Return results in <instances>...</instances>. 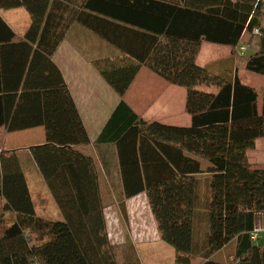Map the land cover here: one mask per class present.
<instances>
[{"label": "trees", "instance_id": "16d2710c", "mask_svg": "<svg viewBox=\"0 0 264 264\" xmlns=\"http://www.w3.org/2000/svg\"><path fill=\"white\" fill-rule=\"evenodd\" d=\"M17 8L31 25L20 39L0 16V54H27L22 68L0 63V142L1 129L45 127L46 142L29 150L63 219L38 216L18 150L0 143V264H142L131 242L110 240L90 137L51 60L74 23L121 53L95 63L120 98L143 67L187 90L190 125L144 120L122 100L99 136L117 148L122 210L145 193L176 264H225L212 256L233 243L230 264H264V240L252 239L264 167L247 157L264 138V87L260 105L238 75L197 62L205 43L234 57L247 45L245 70L264 77V0H0Z\"/></svg>", "mask_w": 264, "mask_h": 264}, {"label": "crops", "instance_id": "0c3cea01", "mask_svg": "<svg viewBox=\"0 0 264 264\" xmlns=\"http://www.w3.org/2000/svg\"><path fill=\"white\" fill-rule=\"evenodd\" d=\"M7 11L9 12L6 13ZM0 16L20 39L25 36L31 25V16L25 8L0 10ZM220 47V45L205 43L197 62L203 55V49L211 55ZM26 56L27 54L22 48L8 50L0 54V63H9L14 67L22 68L23 63L26 62ZM120 56L121 53L116 48L82 25L74 23L51 58L60 69L89 134L90 145L86 149V153L94 159L98 167L101 194L105 203V216L107 197L121 195L123 185L116 145L100 144L97 143V140L120 101L126 102L137 115L147 121H156L172 126H188L191 123V118L186 111L187 90L170 83L165 85L166 83L162 81L164 79L146 67L140 70L123 98L112 93L114 91H110V86L95 67V63ZM210 63L204 60L202 67H207ZM3 83L2 80L0 87L6 86ZM1 130L5 133L1 141V148L18 150L31 194L34 196L43 191L47 195H51L29 150L33 146L43 145L46 142L45 127L12 134L5 129ZM115 201L117 203V200ZM143 203L149 205L145 193L126 202L128 209L139 208ZM56 212V220L63 219L58 206ZM262 239L264 240V238ZM226 248L212 256V260L230 264L233 254L223 255ZM202 262L200 258H197L194 264H202Z\"/></svg>", "mask_w": 264, "mask_h": 264}, {"label": "rangeland", "instance_id": "374dc122", "mask_svg": "<svg viewBox=\"0 0 264 264\" xmlns=\"http://www.w3.org/2000/svg\"><path fill=\"white\" fill-rule=\"evenodd\" d=\"M8 12L9 11L6 13ZM248 39L249 38L246 37V43L249 42ZM244 46H246L245 50L239 49L238 56L236 55V57L232 56V50L231 48L228 49V47L221 46L218 50L212 52L211 55H209L208 51H204L203 49V55L198 63L202 66L204 60H206L208 63L212 62L209 66L214 69L215 73L229 71L232 76L238 75L243 84L252 86L257 90L260 96L259 104L261 105L264 77L245 70L241 57L248 54L249 47L247 45H243L242 47ZM162 81L167 85V81ZM110 91L112 92L113 90L110 88ZM3 138L4 135L1 137V141ZM247 157L252 165L264 167V138L258 139L255 147L247 151ZM118 197L119 194L115 197L108 196L106 203L108 233L112 242L118 246L124 245L128 241L131 242L142 264H175L176 251L161 239L150 206L143 203L139 208L135 207L133 209H128V205L126 204L124 211L120 207ZM33 198L35 200L38 216L56 221L57 205L53 197L41 191L40 194H35ZM115 200H117L118 204ZM256 229L261 231L264 230V214L257 216ZM234 247L235 244L230 245L223 252V255L228 256V253L234 254ZM223 255L221 256L222 258ZM195 260L196 259H194L193 264Z\"/></svg>", "mask_w": 264, "mask_h": 264}, {"label": "built area", "instance_id": "2783aa9c", "mask_svg": "<svg viewBox=\"0 0 264 264\" xmlns=\"http://www.w3.org/2000/svg\"><path fill=\"white\" fill-rule=\"evenodd\" d=\"M264 238V230L261 231V230H255L253 233H252V239L254 241H258L260 239Z\"/></svg>", "mask_w": 264, "mask_h": 264}, {"label": "bare ground", "instance_id": "6f19581e", "mask_svg": "<svg viewBox=\"0 0 264 264\" xmlns=\"http://www.w3.org/2000/svg\"><path fill=\"white\" fill-rule=\"evenodd\" d=\"M258 243V242H257Z\"/></svg>", "mask_w": 264, "mask_h": 264}]
</instances>
